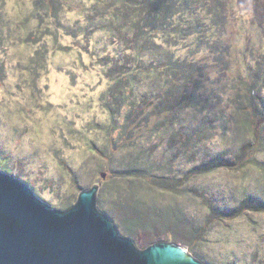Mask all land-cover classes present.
<instances>
[{
	"label": "rangeland",
	"instance_id": "1",
	"mask_svg": "<svg viewBox=\"0 0 264 264\" xmlns=\"http://www.w3.org/2000/svg\"><path fill=\"white\" fill-rule=\"evenodd\" d=\"M59 1L58 13L41 17L34 0H0V171L63 212L97 186L95 208L138 251L169 243L202 264H264V125L250 146L235 111L254 103L264 114V0L195 3L155 56L185 62L197 83L183 92L202 89L201 97L175 107L169 87L145 76L135 90L143 105L127 122L128 91H115L121 84L103 66L125 44L88 25L95 3L98 12L112 4ZM163 95L174 109L151 112ZM197 165L210 171L186 177ZM129 166L167 175L176 192L119 176ZM247 198L260 212L244 211Z\"/></svg>",
	"mask_w": 264,
	"mask_h": 264
},
{
	"label": "trees",
	"instance_id": "2",
	"mask_svg": "<svg viewBox=\"0 0 264 264\" xmlns=\"http://www.w3.org/2000/svg\"><path fill=\"white\" fill-rule=\"evenodd\" d=\"M101 1H104L102 5L108 3L105 0ZM108 1L112 4L110 5L112 8L105 7L104 12L99 11L101 13L98 12V8L96 9L98 3L93 5L91 9L93 11L88 16V25H94L98 22V24H101L100 28L102 31L110 33L118 39L120 42L119 46L125 44L122 54L119 55L115 52L113 55L105 54V62L103 63L105 71L113 75L114 82L121 84V86L116 85L115 91H119L121 96H124L125 91H128L127 97L124 99H131V102H128L129 111L127 110L123 115L124 121L127 122L133 112L138 113V107L143 105L141 103L140 105L139 103L136 105L137 99L135 97V90L139 79L145 78V76L149 79L152 78L156 87H169L167 95L177 100V105H175V107H182V105H185L184 107H195V102L201 97L200 94L203 90L201 89V91H199L194 88L189 94L183 92V90L187 89L188 84L197 83L192 77V69H190L185 62L170 54L167 55L163 61H159L157 56H159L160 51L164 49V44L173 43V38L182 33L181 20L187 19L185 15L186 12L199 0ZM34 3L38 4L40 7L44 6L45 15H41V17L47 14L51 15L53 13H58V6H60L59 0H34ZM190 20L196 22V19ZM190 26L191 24H188V28ZM157 33H162L163 42L158 43L156 38L154 40L152 36ZM130 50V54L125 53ZM37 55H39V52ZM153 56H155V58ZM250 86L253 87L248 88L249 92L255 94V85ZM110 91H114V89ZM164 99H167L164 95L162 97H152L153 103L151 112L154 111V113L162 115L165 112L167 113L168 110L174 109V107L171 106L169 108L166 107L169 99H167V101ZM186 104H189V106ZM253 105L254 103H249V106L240 104L236 107L235 111L237 115L241 116L240 123L248 130L249 136L252 137L250 146H253L255 143L257 144L256 146H259L260 130L264 125V114L259 113L260 109H257L256 106ZM107 107L111 110L110 106L107 105ZM162 107L164 108L162 109ZM250 116L251 118L247 122ZM251 120L254 123L252 125ZM160 126L159 121L157 127ZM123 171V174L119 176L140 180L146 179V181L149 179L150 182L148 181V183H151V186L157 187L163 191L173 190L176 192L174 185L167 175L155 173L150 167H144L141 170L140 168L129 166L126 169L124 168ZM208 171H210V167L205 168L202 165H197L186 177L200 176ZM241 204L244 208H247L244 209V211L252 210L260 212L258 208L255 206L253 207L252 203H249L248 198L242 201ZM259 209L264 211V206ZM122 219H124L125 223H129L128 216ZM123 227L127 233L136 232L137 230L135 228L130 230L129 224H125Z\"/></svg>",
	"mask_w": 264,
	"mask_h": 264
},
{
	"label": "water",
	"instance_id": "3",
	"mask_svg": "<svg viewBox=\"0 0 264 264\" xmlns=\"http://www.w3.org/2000/svg\"><path fill=\"white\" fill-rule=\"evenodd\" d=\"M97 190L82 191L63 212L0 171V264H202L169 243L138 251L95 208Z\"/></svg>",
	"mask_w": 264,
	"mask_h": 264
}]
</instances>
